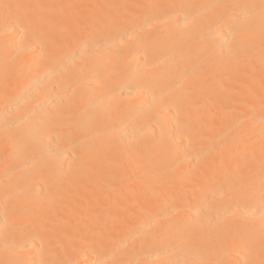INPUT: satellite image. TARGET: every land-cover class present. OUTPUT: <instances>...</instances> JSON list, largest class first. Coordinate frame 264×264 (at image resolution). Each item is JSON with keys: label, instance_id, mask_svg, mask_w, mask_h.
<instances>
[{"label": "bare ground", "instance_id": "6f19581e", "mask_svg": "<svg viewBox=\"0 0 264 264\" xmlns=\"http://www.w3.org/2000/svg\"><path fill=\"white\" fill-rule=\"evenodd\" d=\"M0 264H264V0H0Z\"/></svg>", "mask_w": 264, "mask_h": 264}]
</instances>
